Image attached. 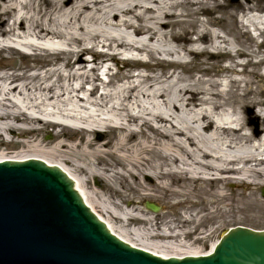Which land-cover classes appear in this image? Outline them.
Segmentation results:
<instances>
[{"label":"bare ground","instance_id":"6f19581e","mask_svg":"<svg viewBox=\"0 0 264 264\" xmlns=\"http://www.w3.org/2000/svg\"><path fill=\"white\" fill-rule=\"evenodd\" d=\"M224 1L0 0V54L29 59L0 73V138L24 139L0 162L64 170L115 237L161 258L199 256L186 243L215 239L228 213L264 211V51L251 35L264 43V0L220 19ZM226 17L234 42L216 29Z\"/></svg>","mask_w":264,"mask_h":264},{"label":"water","instance_id":"95a60500","mask_svg":"<svg viewBox=\"0 0 264 264\" xmlns=\"http://www.w3.org/2000/svg\"><path fill=\"white\" fill-rule=\"evenodd\" d=\"M62 171L37 160L0 162V264H264V230L244 227L228 230L207 256L164 259L131 247Z\"/></svg>","mask_w":264,"mask_h":264},{"label":"rangeland","instance_id":"374dc122","mask_svg":"<svg viewBox=\"0 0 264 264\" xmlns=\"http://www.w3.org/2000/svg\"><path fill=\"white\" fill-rule=\"evenodd\" d=\"M238 2H239L238 0H225L223 2L222 6H218V7L215 6V8L213 9L215 11L214 16H219V18L221 19V16L224 17V15L227 12L229 14H235L236 12L233 10L235 9V7H237ZM201 19L205 20V17H201ZM220 23L221 24L216 29L219 32L227 33L228 38L231 39L232 42H234V38L240 37L237 35L238 30L234 26L235 24L230 18L226 17V20L221 21ZM251 35H253V37H255V39H256L255 43H254V47L252 48V50L253 51L256 50V47H262V49L264 51L263 39L260 38V36L258 37L257 33L251 32ZM188 38H190L191 40H195L196 36L191 35ZM239 42L245 43L246 47L248 45V43L244 40L242 41L241 39H239ZM182 45L186 46L189 44L186 42V43H183ZM171 47L175 48V45H171ZM86 58L89 59L90 61L92 59L90 56H88ZM142 59L146 60L147 58L144 57ZM174 59L175 58H168V60H170V61H173ZM204 59H205L204 57L200 58V60H204ZM186 60H188V59H186ZM26 61H29V59L27 60L26 58H23V57L18 56V55L14 56V55H6V54L1 55L0 54V73H2V72L10 73V71L6 69L7 66H11L13 64L18 65V64L24 63ZM210 61H212V60H210ZM117 62L119 63V65L117 64L118 68H121V69L125 68V61L124 60L120 59ZM214 63L215 62L213 61V64ZM113 65H114V63L106 65L108 67H112L113 71L111 73L117 72V70H116L117 65L116 66H113ZM222 66H225L224 63ZM239 70H241V67L239 68ZM249 70H252V69H249ZM101 77L104 80V82L107 83L108 78L103 74V72L101 73ZM51 135L52 134H51V130H50L49 133L45 134L43 138L46 141H50ZM23 140L24 139H22L21 137H18V135L13 134V133L4 134L3 139L0 138V152H2V151H6L7 153L13 152V151L9 150L10 148L14 147V146L10 145V143L13 141V145H14V144L19 143ZM259 199H262V200L264 199L263 195H262V191H260V193H259ZM222 221L224 224H223L221 229H218V232L216 233L215 239L207 240V241H198V243L196 241H188V243H186V246L192 248L193 250L195 249V251H197V252L199 251L198 253H200V255H204L211 250L213 245L215 246L217 244V242L221 238L222 234L224 232H226L227 230H229L230 228L242 226V227H246V228H251L252 230H264V211H248V212H238L237 211L233 214L228 213L224 217V220H222ZM212 227L213 226H211V225L209 226V224H207L202 229L208 231ZM186 256H188V255L179 253L178 255H172L170 257L182 258V257H186Z\"/></svg>","mask_w":264,"mask_h":264}]
</instances>
